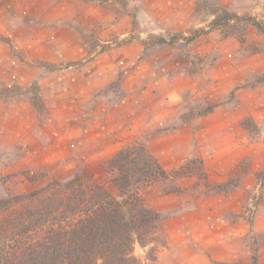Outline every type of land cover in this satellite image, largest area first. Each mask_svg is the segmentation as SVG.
I'll return each instance as SVG.
<instances>
[{
  "label": "rangeland",
  "instance_id": "374dc122",
  "mask_svg": "<svg viewBox=\"0 0 264 264\" xmlns=\"http://www.w3.org/2000/svg\"><path fill=\"white\" fill-rule=\"evenodd\" d=\"M95 1L100 8L93 24L74 16L83 36L95 43L88 47L97 57L90 69L98 86L87 100L88 83L81 73L86 61L27 58L14 29L11 0H0L1 54L6 71L11 70L0 83V198L76 173L115 192L106 169L109 158L126 145L145 143L161 164L155 152L171 163V135L188 124L195 149L178 167L162 164L166 178L140 185L147 204L162 218L155 241L136 243L135 254L147 264H172L169 255L159 258L172 231L180 235L208 228L222 231L223 238L227 231L234 244L240 231L248 250L257 252L264 246V33L252 22L214 25L213 19L228 10L264 24V0ZM18 65L43 72L23 85L17 80ZM47 70L70 71L63 78L67 93L59 95V88L54 95L42 86ZM55 77L61 80L60 74ZM65 103L71 107L63 108ZM224 131L231 136L227 143L219 137ZM227 146L242 158L221 173L217 159L208 156ZM254 157H261L257 171H252ZM211 162L210 172L206 163ZM222 195L230 196L228 206L217 199ZM188 210L197 219L179 227L183 220L176 216Z\"/></svg>",
  "mask_w": 264,
  "mask_h": 264
},
{
  "label": "trees",
  "instance_id": "16d2710c",
  "mask_svg": "<svg viewBox=\"0 0 264 264\" xmlns=\"http://www.w3.org/2000/svg\"><path fill=\"white\" fill-rule=\"evenodd\" d=\"M231 21L252 22L264 33L259 20L228 10L213 24ZM106 169L115 192L76 173L0 198V264H147L135 245L155 241L162 217L149 207L140 185L166 178L168 171L145 143L121 148Z\"/></svg>",
  "mask_w": 264,
  "mask_h": 264
},
{
  "label": "crops",
  "instance_id": "0c3cea01",
  "mask_svg": "<svg viewBox=\"0 0 264 264\" xmlns=\"http://www.w3.org/2000/svg\"><path fill=\"white\" fill-rule=\"evenodd\" d=\"M95 2V0H11L12 7H14L13 9L16 13L14 29L19 30L17 36L24 44L25 52L29 54V57L27 56V58L33 57L35 60L39 59L51 63L73 62L79 60L86 61L85 64H82L81 73L84 74V80L86 79L88 83V86L85 87L86 92L88 93L87 100L92 98L91 93H94L95 87L98 86L97 83L95 86V71L90 69L97 63V57H94L95 51L89 54L90 47H88L91 45L93 46L95 43L87 41V37L83 36V33L80 32V29L82 28L78 25V18L76 22L74 16L83 15L85 16L84 20L86 22L90 21L93 24L95 12H98L100 8ZM36 19H40V22ZM88 28V30H93L94 25H89ZM1 50H4V44L2 41H0V83L11 77V70L9 69L7 72L5 69V66H7L5 62H7V60L2 56ZM20 67L21 68H19L18 65L16 70H19L20 72L16 75L18 76V82L23 85L29 84L32 79L39 76V72H43V69L37 66L23 65ZM58 71H60V73H58ZM88 71H91V75H89ZM68 72L70 71H45L46 76L43 78L44 83L42 86L44 88H51L50 92L54 95L60 93L58 91L59 88L63 90L59 95L67 93L69 91L68 83L66 80L64 81L63 78ZM58 74H60L61 80L56 78ZM54 77L56 80H52ZM23 101L28 103L26 98H24ZM62 107L70 108L71 106H69V103H65L64 105L62 104ZM189 124L192 126L191 123ZM187 125L188 124H184L180 126L179 129L175 130V133L171 135L173 143L170 149L172 150H168L169 152L167 153L169 154L171 163L166 162L161 153L155 152V155L166 168L171 169L180 166L182 164L180 159L195 149V138L192 133L188 135L189 131H187ZM185 134H187V136ZM219 137L221 138V141H226V143L230 141L231 138L227 131H224L223 136L219 135ZM222 138L225 139L222 140ZM185 142H187V144H184ZM231 148V146L224 147L223 149L216 151L213 156H208L211 159L213 157V159H217L216 168L218 172L223 173L227 171V168L235 166V164L241 160L242 156L231 154ZM203 157L207 158V155H204ZM211 164L212 162L208 163V165L206 163L208 171L210 172ZM260 166L261 157H254L252 160V171L259 170ZM169 197L171 196L165 195L163 198L165 199ZM229 198L230 196L228 195L217 197V199L222 200V203L226 206L229 205ZM225 210H227V208ZM194 216V219L196 220V212L192 210H188L176 216L181 217L179 220H183L179 227L188 226L189 223L192 224L195 222L192 219ZM225 232V237L223 238L222 231H213L210 228L203 231H195L193 229L189 231H181L179 232L180 235L177 234V231H172L169 240V247H164L166 251H161L159 253V258L164 259L166 255H169L172 264H211L212 260H241L243 264H264V246L260 245V241L258 242L260 245L258 246V251L252 253L248 250L245 241L246 238L243 237V234H241L240 231H235L240 237L239 243L237 244L231 243L229 239L230 233H227V231ZM176 245L179 247H175ZM182 247L186 249V252ZM179 249H181V253Z\"/></svg>",
  "mask_w": 264,
  "mask_h": 264
}]
</instances>
